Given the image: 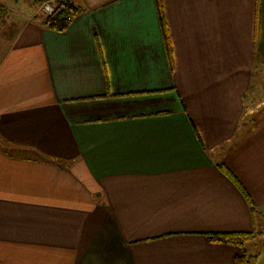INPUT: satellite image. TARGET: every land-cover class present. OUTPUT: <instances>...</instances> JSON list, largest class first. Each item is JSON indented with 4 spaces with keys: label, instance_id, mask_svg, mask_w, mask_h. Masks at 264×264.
Returning <instances> with one entry per match:
<instances>
[{
    "label": "crops",
    "instance_id": "1",
    "mask_svg": "<svg viewBox=\"0 0 264 264\" xmlns=\"http://www.w3.org/2000/svg\"><path fill=\"white\" fill-rule=\"evenodd\" d=\"M82 2L0 0V264H264V0H163L173 68L155 0Z\"/></svg>",
    "mask_w": 264,
    "mask_h": 264
},
{
    "label": "trees",
    "instance_id": "2",
    "mask_svg": "<svg viewBox=\"0 0 264 264\" xmlns=\"http://www.w3.org/2000/svg\"><path fill=\"white\" fill-rule=\"evenodd\" d=\"M35 1L38 5H40L42 2V0ZM155 4L166 44L169 62L171 67L173 68L172 46L164 13L163 0H155ZM82 11L83 9L80 6L76 5L73 0H61L57 4L55 12H53L52 14H45L43 12L40 22L45 28L49 30H53L56 32H64L69 27L73 19ZM220 168L224 171L227 176H229L233 180V182H235L238 188L243 192L249 205L251 206L252 214L255 215L256 209L250 194L245 190L243 185L238 181V179L234 176V174L228 167H226L224 164H220ZM257 235H259L258 232L250 231H227L206 233L208 240L211 242H219L235 246H241L242 248L245 247L248 242L252 241ZM235 264H251V260H249L247 254L243 251L241 254L235 256Z\"/></svg>",
    "mask_w": 264,
    "mask_h": 264
},
{
    "label": "rangeland",
    "instance_id": "3",
    "mask_svg": "<svg viewBox=\"0 0 264 264\" xmlns=\"http://www.w3.org/2000/svg\"><path fill=\"white\" fill-rule=\"evenodd\" d=\"M75 4L76 5H79V6H84L82 0H74ZM38 6V14L37 16L40 14V15H43V11L40 7V5H37ZM7 18V17H6ZM14 30L13 26L10 24L8 18L6 21H3V23H1L0 25V33L4 34V35H9L10 33H12V31ZM5 44H6V41L4 39H1L0 38V56H1V53L3 52V46L5 47ZM259 78H258V83L260 85H263L264 86V69L262 68L261 69V72L259 73ZM264 99V98H263ZM0 143L11 153H16L14 150L16 149V146L12 145L11 143H7L6 140H4L1 136H0Z\"/></svg>",
    "mask_w": 264,
    "mask_h": 264
},
{
    "label": "built area",
    "instance_id": "4",
    "mask_svg": "<svg viewBox=\"0 0 264 264\" xmlns=\"http://www.w3.org/2000/svg\"><path fill=\"white\" fill-rule=\"evenodd\" d=\"M59 1L61 0H42L40 7L45 14H52L55 12Z\"/></svg>",
    "mask_w": 264,
    "mask_h": 264
}]
</instances>
